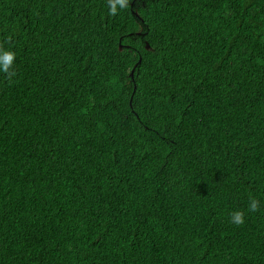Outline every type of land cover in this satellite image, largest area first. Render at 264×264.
Segmentation results:
<instances>
[{
	"label": "trees",
	"instance_id": "16d2710c",
	"mask_svg": "<svg viewBox=\"0 0 264 264\" xmlns=\"http://www.w3.org/2000/svg\"><path fill=\"white\" fill-rule=\"evenodd\" d=\"M0 46V264H264V0H0Z\"/></svg>",
	"mask_w": 264,
	"mask_h": 264
},
{
	"label": "clouds",
	"instance_id": "9594fccd",
	"mask_svg": "<svg viewBox=\"0 0 264 264\" xmlns=\"http://www.w3.org/2000/svg\"><path fill=\"white\" fill-rule=\"evenodd\" d=\"M108 12L110 15H117L119 11L129 8L130 0H106ZM15 60V53L13 51L4 49L0 46V72L5 74V78L11 83L12 77L16 75L15 70L12 68ZM259 210V201L255 198L249 199L248 211L256 212ZM229 216L231 222L236 225H242L244 223V212L237 210L230 212Z\"/></svg>",
	"mask_w": 264,
	"mask_h": 264
},
{
	"label": "water",
	"instance_id": "95a60500",
	"mask_svg": "<svg viewBox=\"0 0 264 264\" xmlns=\"http://www.w3.org/2000/svg\"><path fill=\"white\" fill-rule=\"evenodd\" d=\"M131 100V99H130Z\"/></svg>",
	"mask_w": 264,
	"mask_h": 264
}]
</instances>
